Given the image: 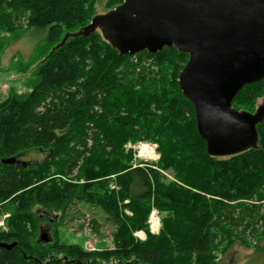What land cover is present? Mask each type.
Wrapping results in <instances>:
<instances>
[{
    "label": "trees",
    "instance_id": "obj_1",
    "mask_svg": "<svg viewBox=\"0 0 264 264\" xmlns=\"http://www.w3.org/2000/svg\"><path fill=\"white\" fill-rule=\"evenodd\" d=\"M95 3L0 0V35L9 34L0 50L29 31L39 39L22 67L34 65L26 91L0 101V206L13 207L0 232V264H215L234 242L263 241L264 121L255 148L209 157L177 85L187 55L174 47L119 55L99 29L85 30ZM121 3L107 0L106 8ZM263 95L264 78L243 86L232 107L253 113ZM139 142L157 146L155 165L132 166L135 153L125 146ZM36 151L41 161L19 160ZM158 169H172L179 184H164ZM76 203L110 219L112 249L42 236L40 220L56 221L34 208L66 213ZM152 206L166 214L158 236L145 225ZM138 230L146 242L133 238Z\"/></svg>",
    "mask_w": 264,
    "mask_h": 264
},
{
    "label": "water",
    "instance_id": "obj_2",
    "mask_svg": "<svg viewBox=\"0 0 264 264\" xmlns=\"http://www.w3.org/2000/svg\"><path fill=\"white\" fill-rule=\"evenodd\" d=\"M89 28L99 29L121 56L165 47L187 55L177 85L209 157L229 158L257 146L264 102L253 113L232 102L243 86L264 78V0H123L96 15Z\"/></svg>",
    "mask_w": 264,
    "mask_h": 264
},
{
    "label": "rangeland",
    "instance_id": "obj_3",
    "mask_svg": "<svg viewBox=\"0 0 264 264\" xmlns=\"http://www.w3.org/2000/svg\"><path fill=\"white\" fill-rule=\"evenodd\" d=\"M123 1V0H122ZM107 0H96L95 15H102L110 11L106 8ZM118 6V5H117ZM115 8V7H114ZM112 10V9H111ZM0 38H9L8 33H2ZM39 43L38 34L33 31L25 33L21 39L5 45L0 50V101H3L11 90L18 93L26 91L24 86L28 76L34 68L30 66L27 73H22V67L29 64L35 58L36 46ZM264 102V95L257 100L255 110L258 105ZM146 146L152 149L151 155H144L141 147ZM125 149L134 151L132 166L148 167L150 164H156L159 154L156 151L157 146L150 142H139L138 144H127ZM148 156V157H147ZM40 152H29L21 155L19 160L24 163H37L43 159ZM162 176L164 184H179L175 173L172 169H158ZM113 189V186H111ZM13 207L0 206V232H7V220L11 217ZM35 212L43 213L46 217L54 219V224L47 220H40L39 231L43 230L42 236L49 237L57 235L59 241L64 244H75L82 247L86 251H98L101 249H112V234L114 227L110 219L100 210L76 203L66 213L47 212L41 208H34ZM155 212L159 220L156 231H151L149 219L151 214ZM124 213L131 216L127 210ZM165 213L160 212L155 207H151L148 213L145 225L147 232L152 236L160 235L163 226ZM156 224L154 223V228ZM147 232L138 230L132 233L133 238L138 242H146ZM215 264H264V240L255 244L251 248L243 247L239 242L232 243L226 251L218 255Z\"/></svg>",
    "mask_w": 264,
    "mask_h": 264
},
{
    "label": "built area",
    "instance_id": "obj_4",
    "mask_svg": "<svg viewBox=\"0 0 264 264\" xmlns=\"http://www.w3.org/2000/svg\"><path fill=\"white\" fill-rule=\"evenodd\" d=\"M149 223H150V229L151 231H156L157 228H158V225H159V220L157 218V215L155 212H153L150 216V219H149ZM154 223L156 224V227L154 228Z\"/></svg>",
    "mask_w": 264,
    "mask_h": 264
},
{
    "label": "bare ground",
    "instance_id": "obj_5",
    "mask_svg": "<svg viewBox=\"0 0 264 264\" xmlns=\"http://www.w3.org/2000/svg\"><path fill=\"white\" fill-rule=\"evenodd\" d=\"M141 150H142V153L144 154V155H151V157H152V151H150V150H152V149H149L148 150V148L146 147V146H142L141 147ZM148 157V156H147ZM154 227V226H153Z\"/></svg>",
    "mask_w": 264,
    "mask_h": 264
},
{
    "label": "flooded vegetation",
    "instance_id": "obj_6",
    "mask_svg": "<svg viewBox=\"0 0 264 264\" xmlns=\"http://www.w3.org/2000/svg\"><path fill=\"white\" fill-rule=\"evenodd\" d=\"M17 160H18V158H17ZM17 160H16V162H17Z\"/></svg>",
    "mask_w": 264,
    "mask_h": 264
}]
</instances>
